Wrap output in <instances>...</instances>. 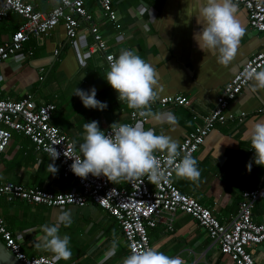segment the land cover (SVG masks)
Listing matches in <instances>:
<instances>
[{
	"label": "crops",
	"instance_id": "1",
	"mask_svg": "<svg viewBox=\"0 0 264 264\" xmlns=\"http://www.w3.org/2000/svg\"><path fill=\"white\" fill-rule=\"evenodd\" d=\"M26 1L40 11H47L51 5L42 0ZM204 2L117 0L112 3L113 22L105 20L93 3L88 5L106 40L108 52L118 57L122 50H134L156 70L158 98L181 95L189 100L188 109L152 110L174 114L178 121L175 125L150 118L144 125L146 130L153 128L157 134L169 135L179 143L194 125L191 112L199 115L208 112L222 87L241 65L264 49V37L248 30L245 13L237 7L236 16L245 28V34L232 63L223 66L217 62L214 50H201L194 36L201 29L199 8ZM19 21L18 17L10 15L0 23V44ZM76 38L70 45L62 27L56 26L47 36L30 40L15 61L0 65V99L17 101L26 97L36 106L53 104L51 123L74 143L83 140L84 123L98 121L99 128L104 131L114 122L126 123L130 110L125 102L118 100L117 92L107 83L102 55L86 54L87 34L80 30ZM28 48L31 56L26 55ZM55 51L57 57L53 56ZM35 61L39 64L30 67L29 64ZM251 83L230 104L228 113L233 118L215 126L193 156L201 173L199 180L189 181L175 174L172 177V183L180 193L210 209L223 224L235 215L241 192L264 184V166L252 162L254 151L243 136L251 122L264 121V111L257 112L264 110V90H253ZM92 87L97 90L96 99L107 103L105 110L85 108L80 98L73 95L76 88L87 91ZM240 113H244L245 118L238 123L236 116ZM249 162H252L250 172L246 169ZM50 163L53 162L37 153L26 138L14 133L0 156V184L11 182L50 192L71 190L73 186L60 178L59 169L53 174ZM65 211L70 212L72 223L69 227L61 225L60 235L70 236L72 255L70 259L58 262L122 264L126 251L120 231L96 206L47 208L0 200L1 218H5L7 227L21 232L24 252L28 256L51 258L50 253L37 249L35 242L43 235L41 225L52 224ZM251 218L255 223H264V200L254 203ZM172 226V233L165 232L160 224L148 229L151 247L170 256L178 255L186 264H233L219 254L215 244L189 217L176 214ZM250 251L256 264H264V243ZM106 255L110 258L105 259Z\"/></svg>",
	"mask_w": 264,
	"mask_h": 264
},
{
	"label": "built area",
	"instance_id": "2",
	"mask_svg": "<svg viewBox=\"0 0 264 264\" xmlns=\"http://www.w3.org/2000/svg\"><path fill=\"white\" fill-rule=\"evenodd\" d=\"M51 4L47 11L34 8L26 0H3L0 5V23L10 15L19 18L14 31L0 44V65L18 57L30 40H38L47 36L56 26H61L64 35L71 45L83 30L89 37L86 54H101L107 70L109 57L114 54L107 51L106 40L98 30V23L86 5L93 3L101 16L110 22L115 19L112 3L117 0H42ZM238 8L245 13L246 25L251 33L264 37V0H234ZM28 48L26 55L31 56ZM57 57V52H53ZM249 66L258 71L264 69V49L250 56L222 87L215 98L213 107L203 115L191 112L193 127L180 141L181 152L192 157L203 145L207 136L217 125H223L233 118L228 113L230 104L240 95L251 81H246L242 73ZM167 107L188 109L189 100L181 95L157 98L151 103V110H163ZM54 105L43 103L36 106L29 98L17 101L0 99V156L8 147L12 134L26 138L39 154L45 155L51 162L49 150L52 146L60 153L55 160L60 178L68 181L73 188L66 192H50L34 187L5 182L0 184V200L7 203L41 205L47 208H63L67 206L83 208L92 204L110 217L118 227L125 246V257L131 254V247H151L147 235L148 229L162 225L165 232H173V218L183 214L192 219L196 226L215 244L219 254L233 264H256L252 258L251 248L264 243V223L252 221L251 212L257 200H264V184L252 190L243 191L239 195L235 215L226 223H221L210 209L196 202L193 198L180 193L172 183L175 172L168 169V180L159 184L150 183L146 177L134 180H120L113 183L106 177L81 179L70 169L72 159L64 155L78 154L79 143H74L61 134L51 123ZM260 109L257 112L261 113ZM127 122L134 124L141 121L149 123V118L142 117L138 110L130 109ZM240 123L244 113L237 116ZM108 128L105 134L110 132ZM161 157L162 154H157ZM0 243L20 264H52V259L42 256H27L24 252L22 234L8 229L0 217ZM124 257V258H125ZM57 264H77L74 262Z\"/></svg>",
	"mask_w": 264,
	"mask_h": 264
},
{
	"label": "clouds",
	"instance_id": "3",
	"mask_svg": "<svg viewBox=\"0 0 264 264\" xmlns=\"http://www.w3.org/2000/svg\"><path fill=\"white\" fill-rule=\"evenodd\" d=\"M201 29L194 36L199 48L214 50L217 62L223 66L232 63L237 55L245 28L237 19V5L234 0H205L199 8ZM109 70L106 72L107 83L117 92L118 100L125 102L130 109L138 110L145 118L162 120L175 125L178 121L174 114L154 113L151 103L158 98L157 74L154 67L141 58L134 50H122L118 57H109ZM246 81H251L253 90H264V70L249 66L242 73ZM73 95L78 96L85 108L105 110L106 102L96 99L97 90L76 88ZM83 142L77 145L78 154L71 156V171L81 179L104 176L115 183L120 180H134L146 177L152 184L168 180L163 165L172 168L175 175L189 181H198L200 171L198 162L189 153L181 152L178 140L166 134H157L155 129L144 128L141 121L134 124L114 122L111 131L105 134L98 126V121L83 124ZM254 151L252 162L264 166V121L251 122L244 134ZM162 154L158 157L156 153ZM49 154L53 163L49 168L53 174L58 171L55 160L60 153L52 146ZM252 162L246 165L251 171ZM71 214L63 212L52 224L41 225L43 235L35 242L39 250L51 254L52 264L71 258L70 236L60 235V227H69ZM115 247V241H113ZM131 247V254L123 258L122 264H186L180 256H170L157 247ZM110 258L108 255L105 259Z\"/></svg>",
	"mask_w": 264,
	"mask_h": 264
},
{
	"label": "water",
	"instance_id": "4",
	"mask_svg": "<svg viewBox=\"0 0 264 264\" xmlns=\"http://www.w3.org/2000/svg\"><path fill=\"white\" fill-rule=\"evenodd\" d=\"M3 0H0V5ZM39 64L38 61L30 63L29 66L35 68ZM26 98V97H24ZM0 264H20L8 251H6L3 245L0 243Z\"/></svg>",
	"mask_w": 264,
	"mask_h": 264
},
{
	"label": "trees",
	"instance_id": "5",
	"mask_svg": "<svg viewBox=\"0 0 264 264\" xmlns=\"http://www.w3.org/2000/svg\"><path fill=\"white\" fill-rule=\"evenodd\" d=\"M87 6L89 5V2L86 4ZM89 7V6H88ZM3 202H5L4 200H2ZM13 203V202H12ZM1 217V216H0ZM2 220H3V222H4V224H5V218H1ZM6 225V224H5ZM6 227H7V225H6ZM8 229H10L9 227H7ZM28 256V255H27Z\"/></svg>",
	"mask_w": 264,
	"mask_h": 264
},
{
	"label": "rangeland",
	"instance_id": "6",
	"mask_svg": "<svg viewBox=\"0 0 264 264\" xmlns=\"http://www.w3.org/2000/svg\"><path fill=\"white\" fill-rule=\"evenodd\" d=\"M46 84V83H45ZM17 210V209H16Z\"/></svg>",
	"mask_w": 264,
	"mask_h": 264
}]
</instances>
